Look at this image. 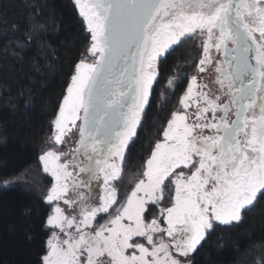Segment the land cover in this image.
Instances as JSON below:
<instances>
[{
	"label": "snow or ice",
	"instance_id": "6c2138e0",
	"mask_svg": "<svg viewBox=\"0 0 264 264\" xmlns=\"http://www.w3.org/2000/svg\"><path fill=\"white\" fill-rule=\"evenodd\" d=\"M25 2L28 27L5 46L20 60L45 27L39 6ZM74 4L90 43L42 141L50 186L22 213L35 264H196L212 235L231 233L264 201V0ZM197 42L195 73L178 107L152 124L155 139L145 138L148 155L129 181L126 154L148 123L154 85L169 58ZM180 67L162 96L184 83ZM16 182L0 178V189Z\"/></svg>",
	"mask_w": 264,
	"mask_h": 264
},
{
	"label": "trees",
	"instance_id": "16d2710c",
	"mask_svg": "<svg viewBox=\"0 0 264 264\" xmlns=\"http://www.w3.org/2000/svg\"><path fill=\"white\" fill-rule=\"evenodd\" d=\"M39 6L36 17L45 25L41 36L23 53V60L12 57L5 46L14 37H21L28 27L31 9L25 0H0V178H15L35 169L39 162L42 141L49 134L48 125L56 111L64 85L73 71L75 62L89 46L82 18L74 0H32ZM17 25L19 31H12ZM45 45L39 47V42ZM202 50L197 43L185 44L170 57L164 67V79L180 65L184 76L195 72V64ZM30 91L28 105L17 99L21 92ZM162 103L154 99L147 109L139 138L126 154V176L137 169L148 155L150 145L145 138L155 139L150 129L157 119H166L178 101L169 98L164 111ZM130 184L126 185V188ZM41 198L37 192L13 185L0 189V264H35L36 243L24 238L27 226L22 215ZM15 226L11 229L10 226ZM227 241L223 246L217 240ZM264 256V201L248 212L243 223L231 233L217 231L197 257L196 264H259Z\"/></svg>",
	"mask_w": 264,
	"mask_h": 264
},
{
	"label": "rangeland",
	"instance_id": "374dc122",
	"mask_svg": "<svg viewBox=\"0 0 264 264\" xmlns=\"http://www.w3.org/2000/svg\"><path fill=\"white\" fill-rule=\"evenodd\" d=\"M197 44H198V42H197ZM137 174L138 173H135L133 176H131V180ZM15 178L17 179V182L14 185H20L23 188L30 190V191H33V192H37L40 195L42 193L46 192L48 187L50 186L47 183V180L50 178L47 177L46 174L43 173L42 168L39 166V164L35 169L27 171V172L15 177ZM120 194H123V192H121Z\"/></svg>",
	"mask_w": 264,
	"mask_h": 264
},
{
	"label": "flooded vegetation",
	"instance_id": "af4514ba",
	"mask_svg": "<svg viewBox=\"0 0 264 264\" xmlns=\"http://www.w3.org/2000/svg\"><path fill=\"white\" fill-rule=\"evenodd\" d=\"M174 55H175V53L173 54V56ZM173 56H171V57H173ZM197 62H198V60H197ZM163 72H164V69H163ZM201 75L207 81V80H209L211 78V76L213 75V73H205V74H201ZM190 76H191L190 74H188L187 76H184L185 77L184 83H182L180 85V87L175 90V96H172L171 94H168L166 96H162L161 95V90L162 89H166V87H167L166 86V81L168 79V78L167 79L166 78L164 79V73H163L162 76L158 78V81H159L158 84H155L154 85V92H153V95L150 97V103L155 99L157 103L165 104V101L168 102L169 98H173L177 102L178 99H179V97H180V95H182L183 91L186 89L187 80L190 79ZM147 109H146V111H147Z\"/></svg>",
	"mask_w": 264,
	"mask_h": 264
}]
</instances>
